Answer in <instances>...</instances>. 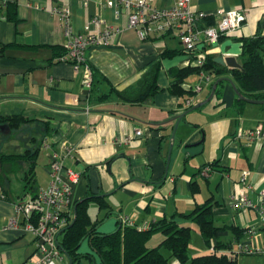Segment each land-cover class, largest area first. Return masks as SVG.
I'll list each match as a JSON object with an SVG mask.
<instances>
[{"label": "crops", "instance_id": "1", "mask_svg": "<svg viewBox=\"0 0 264 264\" xmlns=\"http://www.w3.org/2000/svg\"><path fill=\"white\" fill-rule=\"evenodd\" d=\"M0 1L3 8L5 2H14L17 18H0V116L20 114L32 119L14 129L0 123V155L37 150L32 181L36 183L41 151L48 181L53 153L63 154L69 149L64 165L80 173L73 188L74 210L84 197L101 196L105 207H99L95 200L88 205L89 214L92 205L96 207L95 218L90 216L100 220L96 228L101 233L124 225L146 229L173 216L178 224H189L177 213H189L211 200L218 225L244 228L238 238L229 230L219 231V241L233 245L255 240L248 229L256 227V209L237 208L232 197L244 192L254 203L260 202L264 143L248 142L237 133L264 126V104L245 101L238 105L227 81L219 100L214 98L180 119L172 140L176 116L204 100L216 80L214 76L206 84L199 75H190L182 88L193 90L201 84L200 91L184 96L169 92V70L194 65L193 56L183 49L176 32L154 30L141 39L127 26L124 10L116 18L105 0ZM172 4L173 0H151L155 8ZM190 4L205 12L212 25L219 20L221 10L240 9L246 14L238 30L206 48L207 55L214 58L233 56L241 64L239 38L264 34V0H190ZM61 6L69 7L71 25L78 32L93 28L90 21L94 17L121 27L108 46H92L85 52L92 72L91 90L85 85L82 70L75 71L71 63L57 60L64 36L62 22L52 10ZM155 66L159 91L146 101L123 102L110 91L111 87L123 90L136 84ZM104 94L107 98L99 100ZM32 126L36 131H31ZM137 129L140 136L134 135ZM127 136L130 139L124 142ZM19 161L16 176L15 161L0 164V264H25L36 250L35 238L21 229L22 215L16 214V205L31 196L24 179L29 162ZM244 170L249 172L250 187L240 182ZM12 218L17 219L18 227L9 224ZM196 250L201 252L198 254L207 251L202 239L190 254L197 255ZM78 252L91 258L83 256L72 264H100L87 238ZM64 256L57 264H69Z\"/></svg>", "mask_w": 264, "mask_h": 264}, {"label": "built area", "instance_id": "2", "mask_svg": "<svg viewBox=\"0 0 264 264\" xmlns=\"http://www.w3.org/2000/svg\"><path fill=\"white\" fill-rule=\"evenodd\" d=\"M105 5L113 9L116 18L121 17L123 9L127 26L133 28L141 39L146 38L154 30L176 32L183 49L193 56L194 65L197 66L204 64L208 46L216 43L222 36L238 30L246 19L245 12L240 9L221 10L218 12L217 23L201 26L199 22L206 14L193 9L190 0H173L172 6L164 9L153 7L151 0H105ZM52 12L59 16L63 27L65 54L60 60L71 63L75 71L82 70L85 85L90 89L92 72L86 62L85 52L92 46H108L113 37L120 32L121 27L94 17L90 21L93 28L87 27L86 31L78 32L71 25L69 7H56ZM214 74L212 70H201L199 73L201 82L209 83ZM201 88V84H196L193 90L197 92ZM134 135L140 136L141 130H135ZM237 137L248 142L264 143V126L259 124L252 129L241 130ZM129 139L128 136L125 137L124 142ZM69 154V149L63 154L53 153L49 164L50 179L46 187L38 188L33 197L29 196L16 205V214L22 215L21 229L30 233L36 240V250L25 264H57L65 257L58 246V237L74 218L73 188L80 179L79 172L64 165V157ZM248 176L247 170L242 171L240 182L247 184ZM247 187L250 185L247 184ZM258 194L260 200L258 204L244 192L232 197L237 208L256 209L258 222L255 228L248 229L255 240L230 244L227 250H223L227 254L235 256L239 253L264 254V186L259 189ZM9 224L18 227L16 218H12ZM259 236L262 237L261 241ZM210 250L214 248L210 247Z\"/></svg>", "mask_w": 264, "mask_h": 264}, {"label": "trees", "instance_id": "3", "mask_svg": "<svg viewBox=\"0 0 264 264\" xmlns=\"http://www.w3.org/2000/svg\"><path fill=\"white\" fill-rule=\"evenodd\" d=\"M1 3L0 1V18L4 17L10 21H16L15 3L5 2L4 8ZM199 25L208 26L212 23L204 18L199 22ZM239 42L241 44L240 63L243 70L220 66L214 62L213 55L208 54L202 66L189 65L181 69L169 70V92L179 96H184L186 93L192 95L193 90L186 91L181 86L185 78L190 75H199L201 70H212L216 79L220 77L230 78L244 97L264 100V34L257 32L252 36L241 37ZM60 49L61 53L57 57L58 61L65 54L64 47L62 46ZM157 71L158 68L155 66L136 84L123 90H116L111 87L110 91H113L120 101L132 104L142 103L159 91L156 80ZM226 82L225 79L218 82L212 99H220L221 88ZM91 86H93L92 83ZM107 96L108 94L100 95L98 99L104 100ZM235 102L241 106L245 101L235 99ZM31 121L32 119L25 118L20 114L0 116V123H6L13 129ZM36 157L37 150L29 151L27 154L0 155V164L11 163L19 159H25L29 162L24 179L27 187H29L27 192L31 197L37 191V187L32 189ZM194 186L195 184L191 183L192 189H195ZM91 200L97 201L99 207H105L106 205L104 199L98 195H89L77 201L74 222L70 223L71 225L69 224L58 237V246L61 252L73 263L83 256L91 258L90 254H80L78 252L80 244L87 238L90 248L98 257L100 264H171L172 259L177 264H237L235 255L223 251L230 247V243L219 241L217 233L222 230H229L238 238L244 232V228L234 224L218 225L212 214L213 205L211 200L196 205L189 213H177L178 217L187 219L189 224H178L172 219L173 216L172 218H163L146 229L124 225L108 234L97 231L96 227L100 220H93L89 214L88 205ZM194 229H197L207 248L205 253L190 254L189 243ZM156 233L162 235L158 245L147 246L149 240ZM210 247H213L214 250L211 251ZM161 248L166 249L168 255H165Z\"/></svg>", "mask_w": 264, "mask_h": 264}, {"label": "rangeland", "instance_id": "4", "mask_svg": "<svg viewBox=\"0 0 264 264\" xmlns=\"http://www.w3.org/2000/svg\"><path fill=\"white\" fill-rule=\"evenodd\" d=\"M196 76H194L195 78ZM193 78V77H192ZM195 95V94H193ZM23 132L25 131V133H28V131H26L25 129H22ZM29 130V128H28ZM31 131H36L35 127H31ZM19 142V141H18ZM21 145H23V143H21ZM43 150L41 151V154H40V157L38 159V164L36 166V174H37V180H36V183H32L33 187L32 189H34L35 187H39L38 188H44L46 187L49 179H50V176H49V179L47 181V176L45 171L43 170ZM21 162H24V161H21ZM15 167L13 169V176H16L19 168V164L20 161H15ZM93 208H91L90 210V214L92 216V218L94 219L95 218V213L96 212V207L95 205H92ZM255 225H257V221L254 222ZM158 237H162L161 234H156L154 235L151 240H149V242L147 243V246L149 247H153V246H156L158 245L159 241L157 238ZM200 237H199V234L196 230H193L192 232V237H191V240H190V243H189V251L192 252L193 251V246H196L197 244L199 245V242H200ZM198 242V243H197ZM204 248V247H203ZM161 251L165 254V255H168V251L164 248H161ZM197 251V255L198 253H201L199 250H196ZM236 259H237V264H264V254H261V255H251V254H243V253H239L237 256H236ZM173 261V259L171 260Z\"/></svg>", "mask_w": 264, "mask_h": 264}, {"label": "water", "instance_id": "5", "mask_svg": "<svg viewBox=\"0 0 264 264\" xmlns=\"http://www.w3.org/2000/svg\"><path fill=\"white\" fill-rule=\"evenodd\" d=\"M214 62H215L216 64L221 65V66H224V65H225V66H227V67H229V68H231V69H233V68H237V69H241V70H243L241 64H239V63L236 61L235 57H233V56L219 55V56H217V57L214 58ZM224 79L227 80V81H229V83H230V85L232 86V88H233V90H234V92H235V94H236L238 100H244V101H246V102L257 103V104H264V100L248 99V98L244 97V96L240 93V91L238 90V88L236 87V85L234 84V82H233L230 78H228V77H220V78H217V79L213 82V84H212V86H211V90H210L209 95H208L204 100H202V101H200V102H198V103L192 105L191 107L187 108V109L184 110L182 113H180V114H178V115L176 116L175 123H174V127H173V131H172V134H171V139H172V140L174 139V133H175V130H176L177 124L179 123L180 119H181V118H182L187 112H189V111H191V110H194V109H196V108H199V107H201L202 105L208 103V102L213 98V96H214L215 89H216V86H217L218 82L221 81V80H224ZM171 147H172V144H170V149H171ZM74 218H75V210H74ZM74 218H73L71 224L74 222ZM71 224H70V225H71ZM69 264H72V261H71V260H69Z\"/></svg>", "mask_w": 264, "mask_h": 264}]
</instances>
